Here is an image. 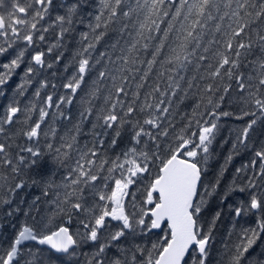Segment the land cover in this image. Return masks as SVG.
I'll return each mask as SVG.
<instances>
[{"label": "snow or ice", "instance_id": "1", "mask_svg": "<svg viewBox=\"0 0 264 264\" xmlns=\"http://www.w3.org/2000/svg\"><path fill=\"white\" fill-rule=\"evenodd\" d=\"M56 7L0 0V57H9L0 86L31 53L18 96L53 67L49 57L63 60L77 25L87 29L65 65L74 70L64 94L39 107L14 96L0 112V216L25 217L0 244V264H73L81 254L83 264H211L223 212H205L217 196L234 220L255 224L229 230L216 264H264V139L255 136L264 132V0H72L53 16ZM226 100L239 115L223 110ZM234 115L247 123L206 182L219 121ZM241 151L250 159L221 190ZM154 230L164 234L152 240Z\"/></svg>", "mask_w": 264, "mask_h": 264}, {"label": "trees", "instance_id": "2", "mask_svg": "<svg viewBox=\"0 0 264 264\" xmlns=\"http://www.w3.org/2000/svg\"><path fill=\"white\" fill-rule=\"evenodd\" d=\"M71 3L72 0H55L57 5L56 8L53 10V16L58 12L62 11L59 8L61 3ZM91 4H95L96 0H90ZM87 29L83 25H77L76 31L72 33L70 36L65 38V47L60 49L59 51L64 52L63 60L57 64L54 63V56L49 57V62H53V67L51 69H43L39 71L32 80V84L28 85L25 90V94L23 96H18L15 92L16 86L21 83V77L24 74L26 67L28 66V60L30 59V52L26 55L24 63H22L21 67L18 68L15 73L12 75L11 79L8 83L4 86H0V91L4 92L3 96H0V112L6 107V105L11 101V99L15 96L21 102V106L28 104L30 101L37 103L38 107L43 104V101L46 99L47 95L52 94L55 99H58L59 95L64 94L65 90L63 89L62 85L67 79L72 75L73 68L70 66L68 67L67 71H65V65L69 64L73 51L78 47L77 41L79 40V32L86 31ZM55 33H51L48 36V42L54 40ZM47 43H45L41 50L46 51ZM9 57H0V63L7 62ZM2 71V69H0ZM48 81V87L41 90V97L36 98L34 93L36 88L39 87V82L41 80ZM52 84L57 85L55 89L52 88ZM85 91L87 89L85 88ZM85 92H80L79 96H83ZM79 96L77 97V103L72 106V114L75 118L77 116V106L79 102ZM38 107L36 111L33 113V118L36 119L39 116ZM224 111H232L236 115H239V106L235 103L230 104L229 100H226L223 105ZM248 118H244L238 120L234 116L231 117H222L219 121L220 130L217 135V139L213 146V158L209 161L208 171L206 176V182L208 180H212L215 178L217 171L220 169L221 165L225 164V158L229 154L232 148V142L235 140L237 130L241 129L246 123ZM50 122V120H49ZM61 133L65 126H69L67 122H62L59 125ZM47 127V125H45ZM90 127V125H86V128ZM255 136H260V138L264 139V132H262L259 128L257 129V133ZM255 136L253 137L255 139ZM81 139V142H83ZM126 139V138H125ZM123 143V142H122ZM43 146V141H42ZM250 159V153L241 151L238 155L234 154L233 159L230 163L227 164V170L224 173L223 182L221 185V190L223 189V185L229 183L233 175L235 174V169L241 167L245 163L248 162ZM48 167L47 160L44 161V165L41 171L46 170ZM238 197H232L229 199V204H235L237 202ZM222 210L223 214L220 220L217 222L215 228V236L214 242L215 247L213 249V260L211 264H216L215 257L217 255L216 249L221 247V241L225 238L230 229L233 227L235 228V233H239L240 229L243 227H250L254 226L255 224V217L254 216H242L236 220L233 218V214L229 212L227 204L221 208L219 204V197H214L209 201L208 208L205 212L206 217H210L215 211ZM249 218V219H248ZM251 218V219H250ZM248 219V221L246 220ZM25 222V217L21 214L13 218H6L0 216V244H6L7 239H10L14 235V229L12 227L13 224L16 225L18 229L21 224ZM31 223V220L27 221ZM252 222V223H251ZM115 223V222H113ZM70 230L75 232L78 226V222H73L71 225H68ZM164 233L162 231H154V235L152 236V240H156L159 236H162ZM233 239H235V234L233 235ZM151 241H149V244ZM81 253L90 252L91 246H84L82 249L79 250ZM53 264H56L54 260ZM73 264H83V255L81 254L78 258L74 259Z\"/></svg>", "mask_w": 264, "mask_h": 264}, {"label": "bare ground", "instance_id": "3", "mask_svg": "<svg viewBox=\"0 0 264 264\" xmlns=\"http://www.w3.org/2000/svg\"><path fill=\"white\" fill-rule=\"evenodd\" d=\"M249 219V218H248ZM248 219H246L248 221ZM251 219V218H250ZM252 223V222H251Z\"/></svg>", "mask_w": 264, "mask_h": 264}]
</instances>
